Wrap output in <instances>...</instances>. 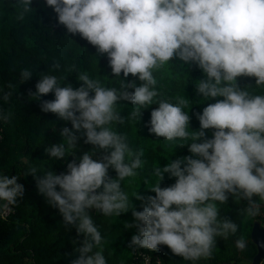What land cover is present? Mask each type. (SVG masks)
<instances>
[{"label":"clouds","instance_id":"9594fccd","mask_svg":"<svg viewBox=\"0 0 264 264\" xmlns=\"http://www.w3.org/2000/svg\"><path fill=\"white\" fill-rule=\"evenodd\" d=\"M19 2L22 11L17 19L24 20L33 10V0ZM46 4L69 34L94 46L97 55H106L112 76L121 78L123 73L119 87H107L81 72L79 88L60 86L56 75L42 73L36 92L29 90L36 101L54 94L53 100L41 101V111L72 126L60 131L61 144L45 149L55 160L71 153L74 159L67 163V171L56 174L30 166L25 173L59 210L64 225L74 226L84 237L71 264H107L104 238L91 209L106 217L131 210L135 223L124 227L138 230L128 245L134 252L167 246L191 264L211 259L216 238L228 239L239 229L232 219L220 217L218 205L230 197L247 201L244 214L252 218L261 214L264 203V95H252L237 84L238 77H254L256 86H264V0H46ZM174 59L195 64L203 72L205 78L196 82L198 96L223 97L209 103L202 114L195 113L200 123L196 131H189L191 117L184 111L189 101L159 98L156 89L153 70ZM60 68L59 61L52 65L54 71ZM32 76L31 70L22 69L21 83ZM129 76L133 81L128 82ZM12 96L13 91H5L2 99L7 103ZM121 101L134 105L132 119L142 115L141 108L158 104L146 125L149 133L168 142L183 141L181 146L187 145L191 153L153 168L157 182L148 189L155 196L135 194L142 211L122 190V182L143 167L144 152L130 147L127 135L113 127L129 118L117 111ZM10 117L0 111V120L8 122ZM209 130L211 138L206 136ZM81 138L93 150L77 158L74 150ZM99 153L103 155L94 159ZM165 173L176 179L162 188ZM19 178L0 174V214L11 212L24 197ZM236 247L245 249V240L237 239Z\"/></svg>","mask_w":264,"mask_h":264},{"label":"trees","instance_id":"16d2710c","mask_svg":"<svg viewBox=\"0 0 264 264\" xmlns=\"http://www.w3.org/2000/svg\"><path fill=\"white\" fill-rule=\"evenodd\" d=\"M33 10L25 14L24 20H18L22 6L19 0H0V111L11 113L10 120H0V174L19 176L18 183L25 189L24 197L18 199L13 210L7 214H0V264H71L78 254L76 249L83 244L84 237L78 235L74 226H65L59 210L53 208L44 195L40 194L36 180L31 175H25L30 166L42 170H53L56 174L67 171V163L74 157L66 154L64 160H55L46 155L45 149L50 144L59 145L63 142L60 131L70 122H64L52 113L41 111L43 100H53L50 93L36 101L30 98L29 90L36 92L35 85L41 74H53L58 77L60 86L71 84L79 88L81 83L78 75L87 72L92 79H97L107 87H119L123 79L111 75L106 55H97L96 48L82 39L79 35H71L58 22L57 14L47 6L46 0H33ZM59 61L61 68L52 69L54 62ZM174 59L160 69L153 70L157 79L156 89L162 99L184 97L189 103L184 111L191 117L189 131L200 129L199 120L195 113L202 114L209 103L222 100L217 97L210 100L196 94V82L205 78L203 72L195 64H183ZM75 66V68H73ZM28 68L33 76L29 81L21 83L20 72ZM129 76L128 82L133 81ZM137 86L140 81L135 78ZM14 89H8V84ZM240 88L252 95H264V86H256L254 77H238ZM5 91H13L11 100L5 103L2 99ZM134 105L121 101L117 111L126 119L123 125L116 124L114 129L126 134L130 147L143 150V167L137 170V176L127 178L122 182V190L132 201L137 211H142L141 201L135 199V194L155 196L148 188L157 182L152 174L155 166L165 167L171 159L191 155L187 145L181 146L183 141H166L157 138L148 131L151 111L158 108L153 104L141 108V116L130 118ZM138 126V128H136ZM79 136V133H77ZM211 138L212 131L206 132ZM78 141L75 155L77 158L83 152H90L93 146ZM103 153L94 156L99 159ZM183 167V165H182ZM109 175L116 178V172L109 169ZM175 177L164 174L161 187H168L175 183ZM59 190V189H58ZM258 199V198H254ZM247 201H236L230 197L225 204L218 205L220 217H228L239 226L234 236L228 239L217 237V244L211 259L198 261L197 264H240L250 263L256 253V248L250 240V232L254 220L262 221L261 214L248 218L244 214ZM94 223L98 226L104 238L103 249L107 264H143L145 256L152 259L158 255L163 264H191L182 257L174 255L167 246H160L156 253L138 249L135 252L128 247L133 235L138 233L135 227L125 228V224H134L135 219L131 210L118 216H103L95 209L89 210ZM243 238L246 247L240 250L236 247L237 239ZM219 250L228 253L223 262L217 255ZM167 253V254H166ZM261 264H264V259Z\"/></svg>","mask_w":264,"mask_h":264},{"label":"water","instance_id":"95a60500","mask_svg":"<svg viewBox=\"0 0 264 264\" xmlns=\"http://www.w3.org/2000/svg\"><path fill=\"white\" fill-rule=\"evenodd\" d=\"M250 240L256 248V253L249 264H261L264 259V203H262V222L258 219L254 220Z\"/></svg>","mask_w":264,"mask_h":264},{"label":"rangeland","instance_id":"374dc122","mask_svg":"<svg viewBox=\"0 0 264 264\" xmlns=\"http://www.w3.org/2000/svg\"><path fill=\"white\" fill-rule=\"evenodd\" d=\"M136 128H138V126L136 127ZM257 219V218H256ZM259 220V219H258ZM260 221V220H259ZM260 222H262V221H260ZM147 252L148 253H156V251H154V252H150V251H148L147 250ZM167 254V253H166ZM217 255H218V257L220 258V261H224V260H226V258L229 256L228 255V253L226 252V251H224V250H219L218 252H217ZM168 264H170L169 262H168ZM172 264V263H171ZM221 264H230V263H227V262H224V263H221ZM240 264H248V263H245V262H242V263H240Z\"/></svg>","mask_w":264,"mask_h":264},{"label":"built area","instance_id":"2783aa9c","mask_svg":"<svg viewBox=\"0 0 264 264\" xmlns=\"http://www.w3.org/2000/svg\"><path fill=\"white\" fill-rule=\"evenodd\" d=\"M143 264H163V260L158 255L154 256L153 259L149 256H145L143 260Z\"/></svg>","mask_w":264,"mask_h":264}]
</instances>
